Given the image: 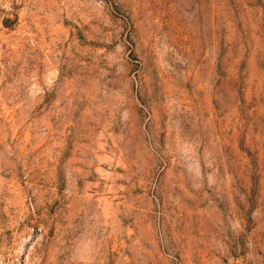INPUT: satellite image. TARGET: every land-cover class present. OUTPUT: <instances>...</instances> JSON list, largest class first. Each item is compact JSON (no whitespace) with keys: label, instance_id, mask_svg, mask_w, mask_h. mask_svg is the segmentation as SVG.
I'll return each instance as SVG.
<instances>
[{"label":"rangeland","instance_id":"obj_1","mask_svg":"<svg viewBox=\"0 0 264 264\" xmlns=\"http://www.w3.org/2000/svg\"><path fill=\"white\" fill-rule=\"evenodd\" d=\"M0 264H264V0H0Z\"/></svg>","mask_w":264,"mask_h":264}]
</instances>
